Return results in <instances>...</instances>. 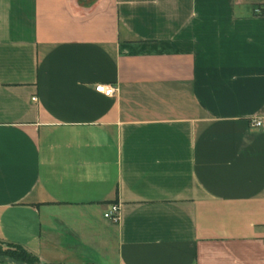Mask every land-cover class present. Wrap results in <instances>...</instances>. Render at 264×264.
Wrapping results in <instances>:
<instances>
[{"label":"crops","instance_id":"1","mask_svg":"<svg viewBox=\"0 0 264 264\" xmlns=\"http://www.w3.org/2000/svg\"><path fill=\"white\" fill-rule=\"evenodd\" d=\"M256 118L264 0H0V241L42 264H264Z\"/></svg>","mask_w":264,"mask_h":264},{"label":"built area","instance_id":"2","mask_svg":"<svg viewBox=\"0 0 264 264\" xmlns=\"http://www.w3.org/2000/svg\"><path fill=\"white\" fill-rule=\"evenodd\" d=\"M96 91L107 96V97H113L116 93L115 87L112 85H98L96 87ZM34 101L37 100V98H33ZM252 126L261 128L264 127V120L261 118H256L252 120ZM120 206L119 205H112L111 208L105 213V218L109 219L115 223H117L120 220Z\"/></svg>","mask_w":264,"mask_h":264},{"label":"trees","instance_id":"3","mask_svg":"<svg viewBox=\"0 0 264 264\" xmlns=\"http://www.w3.org/2000/svg\"><path fill=\"white\" fill-rule=\"evenodd\" d=\"M9 245L15 246L16 248H18L21 251L20 253H18V252L12 253L9 256L11 259H15L17 261H21V262H24L27 264H42L40 262V260L35 255L30 253L24 247H22L20 245H14V244H9ZM1 264H7V263L1 262Z\"/></svg>","mask_w":264,"mask_h":264},{"label":"rangeland","instance_id":"4","mask_svg":"<svg viewBox=\"0 0 264 264\" xmlns=\"http://www.w3.org/2000/svg\"><path fill=\"white\" fill-rule=\"evenodd\" d=\"M14 252L20 253L21 251L15 246L0 241V257L10 258L9 256Z\"/></svg>","mask_w":264,"mask_h":264},{"label":"water","instance_id":"5","mask_svg":"<svg viewBox=\"0 0 264 264\" xmlns=\"http://www.w3.org/2000/svg\"><path fill=\"white\" fill-rule=\"evenodd\" d=\"M0 262H4L7 264H27L21 261H17L15 259H11V258H5V257H0Z\"/></svg>","mask_w":264,"mask_h":264}]
</instances>
